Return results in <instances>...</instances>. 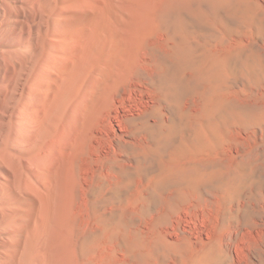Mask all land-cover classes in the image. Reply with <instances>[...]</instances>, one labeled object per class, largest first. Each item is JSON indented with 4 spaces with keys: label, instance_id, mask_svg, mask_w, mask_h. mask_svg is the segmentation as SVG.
Here are the masks:
<instances>
[{
    "label": "bare ground",
    "instance_id": "obj_1",
    "mask_svg": "<svg viewBox=\"0 0 264 264\" xmlns=\"http://www.w3.org/2000/svg\"><path fill=\"white\" fill-rule=\"evenodd\" d=\"M155 9L156 0H0V264H104L90 231L96 182L163 124L174 98L176 62L157 58L148 38ZM262 199L261 214L252 204L240 221L250 226L247 264H264Z\"/></svg>",
    "mask_w": 264,
    "mask_h": 264
},
{
    "label": "rangeland",
    "instance_id": "obj_2",
    "mask_svg": "<svg viewBox=\"0 0 264 264\" xmlns=\"http://www.w3.org/2000/svg\"><path fill=\"white\" fill-rule=\"evenodd\" d=\"M155 15L172 106L105 168L90 231L104 264H247L240 221L264 194V0H156Z\"/></svg>",
    "mask_w": 264,
    "mask_h": 264
}]
</instances>
